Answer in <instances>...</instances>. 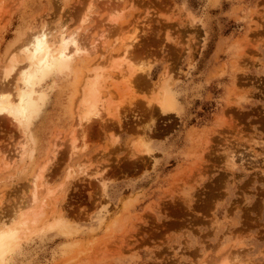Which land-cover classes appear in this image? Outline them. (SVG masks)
<instances>
[{
	"label": "rangeland",
	"instance_id": "rangeland-1",
	"mask_svg": "<svg viewBox=\"0 0 264 264\" xmlns=\"http://www.w3.org/2000/svg\"><path fill=\"white\" fill-rule=\"evenodd\" d=\"M45 25L77 32L91 54L34 81L29 128L0 116V157L26 141L0 166V220L27 219L0 264H264V0H0V91L18 72L3 81L4 67L25 63L18 46ZM125 45L132 79L110 71V114L78 125L82 77ZM39 172L55 203L32 224Z\"/></svg>",
	"mask_w": 264,
	"mask_h": 264
},
{
	"label": "bare ground",
	"instance_id": "bare-ground-1",
	"mask_svg": "<svg viewBox=\"0 0 264 264\" xmlns=\"http://www.w3.org/2000/svg\"><path fill=\"white\" fill-rule=\"evenodd\" d=\"M109 20L114 24L116 22V17H111ZM46 26L47 25L42 26L40 29L36 31H32V32L29 31L30 34H28V37H26L27 39L24 40V43L21 46H18L21 51L20 53H22L24 56L23 58L25 59V63L24 64L22 63L23 65L16 68L19 62L15 58H13V60H11L10 65L4 67L2 73L1 79L3 81H6L15 71V69L18 70L17 77L15 80L16 83L13 90L7 89L6 91H0V116H5L10 118L16 123L17 126L23 127L24 130L29 128L30 122L32 121L33 117L37 114L41 106V103L39 101L40 96L37 95V92L34 89V84H35L34 81L36 79L39 80L38 77L46 70L51 69V67L55 65L68 66L72 57L90 53L88 51L87 46L83 43L82 39L78 37L79 34L77 35V32L66 33L64 31V28H62L61 30H59L58 33L55 32L53 33L52 29L48 28V26L46 28ZM97 39L93 40V42L90 44L91 47H96V44L98 43L99 40H101L99 41L101 43L100 45L105 46L104 43L106 39L105 37H103V35H100L99 38L97 37ZM133 39L132 41L135 42ZM96 40L97 43H95ZM125 46L126 47L123 50H120V53L116 52V54L118 55L115 56L117 57L118 60H113V61L111 60L109 61V63H105L104 65H101L102 63H100V65L96 63V66L94 65V67L90 69V74L87 73L88 76L86 77V79H84L85 77H82L84 81L83 82L81 81L82 85L80 88V96L75 106L77 112L76 118L78 125H82L83 123L84 124L88 123L91 120L101 117L103 112L104 113L106 112L108 115L110 114L108 112L110 106V100L107 96H109L111 92L108 93L106 92V90L108 86L112 87L113 83L115 84V82L113 81V78H111V75L109 73H111L110 71L113 70L123 71V69L120 67L121 65L120 61H122L121 63H123L126 60L127 57L126 54H128L127 51L129 49L128 47L131 45H125ZM131 66L132 64L130 65L129 63V67ZM132 69L134 68L131 67V74H134ZM120 71H118L119 75L122 74V72L121 74L119 73ZM124 72H126L125 73L126 75L128 74L127 71L124 70L123 74ZM128 72H130V70ZM131 74L129 73V75ZM127 77L132 79L131 76L127 75ZM111 80L113 83L111 82ZM128 80H129L128 78L127 80H123L122 78L123 82L126 81V83L128 82L129 84L130 80L129 81ZM108 81H110L109 84L111 83L112 85L108 84L107 86ZM109 90L110 89H108V91ZM161 93L162 96H160V99H157L158 100L157 105L163 114H167L173 106L172 96L167 88H165L162 92H160V94ZM19 137L21 139L19 140L17 145L14 146L13 149H11L12 151L10 150L12 153L11 152L7 154L4 153L0 157V166L1 165L9 166L12 162L14 163L17 158L24 157V149H25L26 141L24 140V137L22 135H20ZM74 148H75L74 141L71 138L70 149L73 150ZM143 151H146V153L149 154L151 152V148L145 147ZM42 168L43 167H41L40 170H42ZM85 175L87 176V174ZM40 178H41V172L37 173L31 181L30 203L33 206H35L32 207L34 208L33 210H30L33 215V219L31 220L32 224L36 223L38 216L41 214L42 211L40 207L42 204H44V200L48 199L49 204L52 205L55 203L54 188L50 189L46 187L44 183H38ZM98 182L102 190L105 189L106 186L105 181L99 178ZM20 214H24V213H20ZM13 217H14L12 218L13 222L12 221L8 222V220L6 221L0 220V262L2 260L1 255L4 249L6 248V246L9 245L12 239L11 232L16 230L18 231V229L23 227L22 225L20 226V224H24L27 220L26 217H24V215L19 218L15 215H13ZM12 225H17L16 227L18 228L16 229V227L15 226L13 227ZM227 263L228 261H224V260L221 262V264H227Z\"/></svg>",
	"mask_w": 264,
	"mask_h": 264
},
{
	"label": "crops",
	"instance_id": "crops-1",
	"mask_svg": "<svg viewBox=\"0 0 264 264\" xmlns=\"http://www.w3.org/2000/svg\"><path fill=\"white\" fill-rule=\"evenodd\" d=\"M162 54L160 53V52H158V61H159V63L156 65V67L158 66V68H163V66H165V63L164 62H162ZM155 141H154V143H153V145H154V148H155V151H157V150H160V149H162L163 147H165V140L164 139H154Z\"/></svg>",
	"mask_w": 264,
	"mask_h": 264
}]
</instances>
